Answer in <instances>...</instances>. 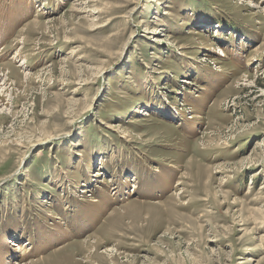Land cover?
Wrapping results in <instances>:
<instances>
[{"label": "rangeland", "instance_id": "1", "mask_svg": "<svg viewBox=\"0 0 264 264\" xmlns=\"http://www.w3.org/2000/svg\"><path fill=\"white\" fill-rule=\"evenodd\" d=\"M64 262L264 264V0H0V264Z\"/></svg>", "mask_w": 264, "mask_h": 264}, {"label": "bare ground", "instance_id": "2", "mask_svg": "<svg viewBox=\"0 0 264 264\" xmlns=\"http://www.w3.org/2000/svg\"><path fill=\"white\" fill-rule=\"evenodd\" d=\"M178 184H181V182H179ZM93 201H96L95 199L93 200ZM105 222V221H104ZM103 227H101L100 229H102ZM90 237V236H89ZM96 243V242H95ZM94 242H92V245L93 244H95ZM88 247L90 246V245H87ZM60 248V247H59ZM87 248V247H86ZM56 250V249H55ZM57 250H58V248H57ZM92 253V252H91ZM64 260V259H63ZM64 263H66V264H68L67 262H64ZM15 264H18V263H15Z\"/></svg>", "mask_w": 264, "mask_h": 264}]
</instances>
